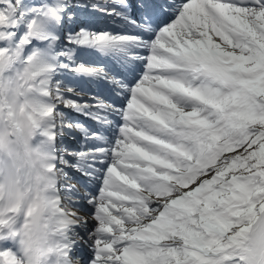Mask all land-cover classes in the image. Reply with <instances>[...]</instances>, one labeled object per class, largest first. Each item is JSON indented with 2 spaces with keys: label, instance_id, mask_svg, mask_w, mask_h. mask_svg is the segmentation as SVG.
<instances>
[{
  "label": "snow or ice",
  "instance_id": "snow-or-ice-1",
  "mask_svg": "<svg viewBox=\"0 0 264 264\" xmlns=\"http://www.w3.org/2000/svg\"><path fill=\"white\" fill-rule=\"evenodd\" d=\"M77 261L264 264V0H0V264Z\"/></svg>",
  "mask_w": 264,
  "mask_h": 264
},
{
  "label": "clouds",
  "instance_id": "clouds-1",
  "mask_svg": "<svg viewBox=\"0 0 264 264\" xmlns=\"http://www.w3.org/2000/svg\"><path fill=\"white\" fill-rule=\"evenodd\" d=\"M81 218H83V215H81ZM34 231H36V232L39 231V226L38 225L34 226ZM76 264H79V261H77Z\"/></svg>",
  "mask_w": 264,
  "mask_h": 264
},
{
  "label": "rangeland",
  "instance_id": "rangeland-1",
  "mask_svg": "<svg viewBox=\"0 0 264 264\" xmlns=\"http://www.w3.org/2000/svg\"><path fill=\"white\" fill-rule=\"evenodd\" d=\"M82 191V190H81ZM89 211H90V209H89ZM82 213H84L85 214V216L88 214L87 212H82Z\"/></svg>",
  "mask_w": 264,
  "mask_h": 264
}]
</instances>
